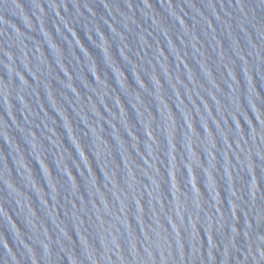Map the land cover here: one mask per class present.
I'll return each instance as SVG.
<instances>
[{
	"label": "water",
	"instance_id": "water-1",
	"mask_svg": "<svg viewBox=\"0 0 264 264\" xmlns=\"http://www.w3.org/2000/svg\"><path fill=\"white\" fill-rule=\"evenodd\" d=\"M0 264H264V0H0Z\"/></svg>",
	"mask_w": 264,
	"mask_h": 264
}]
</instances>
